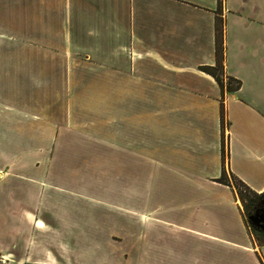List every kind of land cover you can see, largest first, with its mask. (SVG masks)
<instances>
[{
  "label": "crops",
  "instance_id": "0c3cea01",
  "mask_svg": "<svg viewBox=\"0 0 264 264\" xmlns=\"http://www.w3.org/2000/svg\"><path fill=\"white\" fill-rule=\"evenodd\" d=\"M217 33L234 92L202 69ZM70 149L117 150L124 181L150 176L156 189L125 188L118 203L82 192L63 172ZM223 168L264 191V0H0L2 258L70 264L68 246L44 237L80 223L72 198L126 217L98 227L125 247L114 261L218 264L230 252L227 264H264Z\"/></svg>",
  "mask_w": 264,
  "mask_h": 264
},
{
  "label": "rangeland",
  "instance_id": "374dc122",
  "mask_svg": "<svg viewBox=\"0 0 264 264\" xmlns=\"http://www.w3.org/2000/svg\"><path fill=\"white\" fill-rule=\"evenodd\" d=\"M232 0H229L231 2ZM229 26V25H228ZM230 32V29H229ZM227 80H225L226 83ZM64 160H63V172H73L77 174L78 179H80L78 182H75L74 185H78L77 188H81L82 192H92L90 190H95V192H105V196L109 194L110 200L112 202L118 203L119 198L121 195V191L125 188L128 190H134V192L138 193L145 190H151L152 187H155L156 189L157 183L152 182L150 176H144V178L141 181H124V177L121 175L122 170H124L125 167L119 166V159H118V151H109L111 154V158H103V153H107L108 151H102V150H64ZM93 154V156H91ZM87 156V157H86ZM84 159H81V158ZM127 170L129 167H126ZM225 169V168H224ZM226 180L232 181V178L229 176V173L226 171ZM235 184V183H234ZM236 189L235 191L240 190L241 187L239 185H235ZM163 188V187H160ZM87 189H90L89 191H85ZM84 190V191H83ZM237 194V192H236ZM65 195V194H64ZM238 196V194H237ZM54 197V196H53ZM250 197V196H249ZM57 198H50L48 197L46 200L48 203H51L52 205L56 204ZM75 199V198H74ZM249 198L246 197L245 202H248ZM78 201V203H77ZM63 202H72L74 205H78V210L80 215H78L79 218L82 220L79 221L80 223L78 225H75L74 227H66L64 226L63 230H59L58 233L55 234V232L47 233V235L44 237V239L48 241H61V243L66 244V257L70 259V264H108V260H105L106 263L103 262V259L105 256L106 259L110 255V264H124L120 263L118 261H114L115 258H119L122 254L123 249L125 248L124 245L120 243L118 239H112V244L108 242H104V238L100 236L98 227L101 225V222L104 221L105 228L111 229H118L120 227H123L125 225L126 217H121L119 214H111V216H108L107 212L98 211L99 209L96 207L95 211L89 210V212H85L88 209V206L90 207L91 204H85L84 200H75L73 201L72 198L64 199ZM239 202L241 204L242 210L244 211L245 215V209L243 207V203L239 199ZM132 204V203H131ZM63 207L69 211L65 212L63 214L66 218H78L77 216L71 214L75 210L72 208L71 204H65L63 203ZM105 211V210H104ZM108 211V210H107ZM46 222L51 221V215L45 214L43 215ZM63 217V216H62ZM119 217V218H118ZM64 218V217H63ZM65 219V218H64ZM89 223L90 226H93L92 230H87L86 227H84L83 223ZM246 225L248 226V230L252 233V235L255 237L257 242L261 245H264V235L263 234H254L252 231V228L249 226V222L247 221V218L245 219ZM94 229V233H93ZM106 229V232L108 231ZM83 234L87 236V234H91L87 236L86 238H82ZM94 236L92 237V235ZM89 238V239H87ZM161 240L168 244L169 242V236L163 235ZM182 240V239H180ZM116 243H113V242ZM172 242V240L170 241ZM209 257V255H208ZM233 257V254L230 252L224 253L223 259H219L218 264H227L226 262ZM78 258V259H76ZM0 264H22V263H16V262H10L8 260H5V258H2L0 256ZM156 264H168L167 259L162 258L159 262H156Z\"/></svg>",
  "mask_w": 264,
  "mask_h": 264
},
{
  "label": "trees",
  "instance_id": "16d2710c",
  "mask_svg": "<svg viewBox=\"0 0 264 264\" xmlns=\"http://www.w3.org/2000/svg\"><path fill=\"white\" fill-rule=\"evenodd\" d=\"M217 39H216V51H215V64L213 66H202V69L213 76L215 81L220 86L222 92L226 90L227 92H234L235 90L239 89L241 86V81L232 77L228 76L224 72V65H223V55H222V46L219 44V34L217 33ZM225 80L226 83H225ZM223 105L221 107V116L223 119ZM229 176L232 178V181L226 180V172L225 169H222L221 176L217 179L218 182L226 185H230L233 188L236 189L235 185H239L241 187L240 190H237L238 198L243 203V207L245 209V215L248 216L249 211L251 208L260 201L262 197H264V191L260 194L252 191L245 183H243L241 180L234 177L232 174H229ZM235 183V184H234ZM250 196V197H249ZM246 197L249 198L248 202L244 201L246 200ZM249 226L252 228V231L254 234H263L264 231L257 230L254 226L249 224ZM25 264H44V263H32L27 262Z\"/></svg>",
  "mask_w": 264,
  "mask_h": 264
},
{
  "label": "flooded vegetation",
  "instance_id": "af4514ba",
  "mask_svg": "<svg viewBox=\"0 0 264 264\" xmlns=\"http://www.w3.org/2000/svg\"><path fill=\"white\" fill-rule=\"evenodd\" d=\"M263 207H264V197H262L260 201L256 203L248 213V215H253L258 213L257 216H254L252 220V226H254L259 231H264V220H260L261 209Z\"/></svg>",
  "mask_w": 264,
  "mask_h": 264
},
{
  "label": "water",
  "instance_id": "95a60500",
  "mask_svg": "<svg viewBox=\"0 0 264 264\" xmlns=\"http://www.w3.org/2000/svg\"><path fill=\"white\" fill-rule=\"evenodd\" d=\"M258 213L253 214V215H248L246 216L247 221L252 225V220L254 216H257ZM260 220H264V207L261 209V214H260Z\"/></svg>",
  "mask_w": 264,
  "mask_h": 264
}]
</instances>
